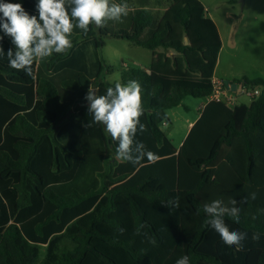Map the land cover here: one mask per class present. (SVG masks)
<instances>
[{
  "label": "trees",
  "instance_id": "trees-1",
  "mask_svg": "<svg viewBox=\"0 0 264 264\" xmlns=\"http://www.w3.org/2000/svg\"><path fill=\"white\" fill-rule=\"evenodd\" d=\"M152 1L109 0L127 4L128 15L103 27L90 25L87 33L73 20V47L67 55L54 53L35 62V79L9 67L7 52L16 46L9 36L0 40V264H85L89 254L98 264H119L96 242L151 264L148 250L136 246L134 238L104 232L101 226L117 232L124 228L114 215L117 198L123 197L135 230L145 225L141 231L160 244L163 236L138 197L167 202L179 192L200 218L186 246L190 264H264V76L223 79L259 93L249 103L232 106L224 99L210 100L176 146L161 124L167 110L183 104L186 96L213 93L221 40L208 17L202 28L192 29L190 0H168L165 14L153 10ZM3 2L20 3L39 16L38 0ZM105 36L158 50L162 66H124L120 81L107 80L114 66L100 56ZM130 80L142 86L140 121L146 126L135 139L158 156L155 163L146 157L135 165L117 161V143L88 112L89 85L106 95L108 87ZM252 192L257 198L244 201ZM216 199L238 201L240 223L225 221L230 230L248 234L240 250L225 245L205 224L203 205ZM165 209L176 208L165 203ZM254 233L259 240L252 239Z\"/></svg>",
  "mask_w": 264,
  "mask_h": 264
},
{
  "label": "clouds",
  "instance_id": "clouds-1",
  "mask_svg": "<svg viewBox=\"0 0 264 264\" xmlns=\"http://www.w3.org/2000/svg\"><path fill=\"white\" fill-rule=\"evenodd\" d=\"M127 4H110L109 0H70L66 6L65 0H38L36 10L39 16L30 15L20 3H8L0 0V28L4 36L12 38L16 46L15 51L9 49L7 58L9 67L16 71H23L27 76L35 79L33 64L39 60L50 57L54 53L67 55L73 47L71 39L73 33V20L75 27L89 31L90 25L103 27L111 21H122L128 15ZM90 101L88 112L93 117V123L102 124L106 134L117 143L115 159L117 161L141 163L145 157L149 164L155 163L158 156L146 150L143 142L135 139L138 130L143 133L145 124L141 123L143 114L142 86L136 80L126 84L117 82L115 87H108L106 95H97L93 85H89L87 96ZM255 200L256 193L252 192L244 201ZM166 206L179 208V198L169 199ZM238 201L230 199L227 204L222 199H216L203 205L207 216L205 224L210 226L220 235L221 240L228 247L240 250L248 234L239 230H230L225 217L231 218L235 223H240L241 209L237 207ZM264 211V210H261ZM253 220L257 217L253 215ZM141 225L136 229V235L141 234ZM120 234L125 229L118 228ZM147 235V233H144ZM253 240H259V233L252 235ZM149 243L155 245L154 238ZM176 264H190V257L182 256Z\"/></svg>",
  "mask_w": 264,
  "mask_h": 264
},
{
  "label": "rangeland",
  "instance_id": "rangeland-1",
  "mask_svg": "<svg viewBox=\"0 0 264 264\" xmlns=\"http://www.w3.org/2000/svg\"><path fill=\"white\" fill-rule=\"evenodd\" d=\"M190 1L194 8L192 29L202 28L201 25H203L205 17L210 19L213 17L217 22H214V25H218L220 33L226 40L227 46L221 49L216 66L217 76L226 79L264 76V0H238L235 3H229V0ZM200 4L210 9V16L206 10H201ZM168 7V0L152 1V9L160 14L167 13ZM178 31V28H175V34ZM104 41L105 44L100 50V56L114 66L111 73L105 74V78L109 81H120L121 70L124 66L145 67L151 62H154L155 67L162 66V62L158 60V50L143 47L127 38L105 36ZM233 42L236 47L231 51L228 45ZM221 97L230 105L241 101L249 103L252 98L240 86H232L231 89L222 92ZM206 100V97L188 95L184 98L183 104L167 110L168 117L161 124V127L176 146L182 144L188 134L189 121L199 115V106L204 104ZM176 198H179L180 206L172 212L167 211L164 206L161 207L159 204L154 207L156 216L151 219L163 236L160 244L149 243L151 237L146 230L137 235L136 246L148 250L147 255L152 260L151 264H176L179 258L186 255V246L200 224V218L188 206L184 192H179ZM117 203L118 209L115 216L123 220L124 234H134L135 228L128 202L123 197H118ZM179 214H183L182 223L179 222ZM102 230L106 232L105 227ZM97 243L101 250L112 255L107 251L108 247H111L109 243ZM117 251L114 253L116 257L112 256L116 258L119 264H139L127 252L120 249ZM85 264H98V262L92 254H89L85 259Z\"/></svg>",
  "mask_w": 264,
  "mask_h": 264
},
{
  "label": "crops",
  "instance_id": "crops-1",
  "mask_svg": "<svg viewBox=\"0 0 264 264\" xmlns=\"http://www.w3.org/2000/svg\"><path fill=\"white\" fill-rule=\"evenodd\" d=\"M205 10H206V13L209 14L210 16V9L207 7V6H204ZM212 17V16H211ZM212 20L215 22V20L213 19L212 17ZM217 23V22H215ZM216 27H217V30H218V33H219V38L221 40V47H220V50H219V53H218V58H217V62H216V65H215V68H214V72H213V75H212V78L211 79H215V78H220V79H226V78H223L221 76H217L216 74V66L218 64V61H219V57H220V51L223 47H226L227 46V43H226V40L223 38L222 34L220 33V30H219V27L218 25L216 24ZM229 48L231 49V51L236 47V44L233 42L231 43L230 45H228ZM207 100L205 101L204 104L200 105L199 106V110H200V113L202 111V109L204 108V106L207 104V102H209V96L206 97ZM230 105V104H229ZM232 106V105H230ZM199 113V115H200ZM199 115L193 119V120H190L189 121V125H188V129H187V132L190 130L191 126L193 125V123L196 121V119L199 117ZM141 205L143 206V208L145 209L146 211V214L147 216H149L150 218L154 219L153 217L156 216V212L154 211V207L157 206L158 204L161 206V207H165V204H162L161 202H163V200H157L156 202H149L145 197H142V196H139L138 197ZM176 210V209H175ZM116 212V211H115ZM115 212H114V215H115ZM179 222L182 223V217H183V214H179ZM133 220V219H132ZM181 225V224H180ZM182 226V225H181ZM103 227H105V231H107L108 233H117L119 235H121L122 237H125V238H134L136 243H137V235H136V230H134V234L132 235H125L124 233L123 234H120V232L118 231H114L112 228H110L109 226H101V228L103 229ZM141 234H142V231H141ZM97 243V242H96ZM98 244V243H97ZM108 252H110L111 254H113L115 256L114 253H117L118 251L112 247H108ZM116 257V256H115Z\"/></svg>",
  "mask_w": 264,
  "mask_h": 264
},
{
  "label": "built area",
  "instance_id": "built-area-1",
  "mask_svg": "<svg viewBox=\"0 0 264 264\" xmlns=\"http://www.w3.org/2000/svg\"><path fill=\"white\" fill-rule=\"evenodd\" d=\"M212 83L214 85V91H213L212 94L209 95V100L222 99L221 93L227 91L228 89H231L232 86H234L232 82H225L223 79H220V78L212 79ZM238 86H240L241 89L244 90L245 93L250 95V96H253V95H256V94L259 93V89L258 88L249 89V88H247V87H245L243 85H238Z\"/></svg>",
  "mask_w": 264,
  "mask_h": 264
},
{
  "label": "water",
  "instance_id": "water-1",
  "mask_svg": "<svg viewBox=\"0 0 264 264\" xmlns=\"http://www.w3.org/2000/svg\"><path fill=\"white\" fill-rule=\"evenodd\" d=\"M186 41H187V39H186ZM90 103H91L90 101H87V105H90Z\"/></svg>",
  "mask_w": 264,
  "mask_h": 264
}]
</instances>
